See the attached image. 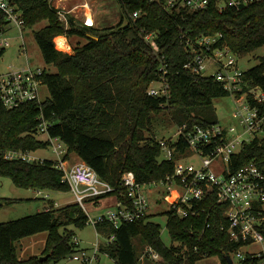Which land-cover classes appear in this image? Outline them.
Here are the masks:
<instances>
[{
  "label": "trees",
  "instance_id": "obj_1",
  "mask_svg": "<svg viewBox=\"0 0 264 264\" xmlns=\"http://www.w3.org/2000/svg\"><path fill=\"white\" fill-rule=\"evenodd\" d=\"M12 1L22 12L25 29L46 22L33 37L44 63L55 71L43 68L41 80L49 96L40 104L32 102L7 110L0 102V151L46 148L49 142L36 137L43 120L47 135L59 138L67 147L65 159L75 153L114 188H119L121 174L126 171L133 172L140 184L173 173L176 156L164 160L158 141L145 134L150 131L153 115L166 111L177 127L186 125L188 129L218 123L212 101L229 93L214 77L185 68L193 59L187 40L218 34L214 46L226 45L237 58L264 46V1L239 11L227 8L218 12L212 1L202 10L168 13L151 0H118L120 20L104 29L84 26L69 15L64 25L47 0ZM134 12L138 17H131ZM5 25L0 16V29ZM148 34L152 35L149 42L145 40ZM56 36L84 38L86 43L68 54L55 48ZM3 53L1 49L0 56ZM256 60V65L242 71V92L259 88L264 95V54ZM162 65L168 96H151L148 88L161 80ZM248 99L253 102L250 96ZM178 144L184 148L185 141L180 138ZM262 156L264 138L255 139L233 159L231 168ZM1 177L10 178L19 188L69 192L63 171L53 160L9 161L0 154ZM103 198L89 201L98 203ZM15 201L0 199V209ZM215 201L214 196L200 203L210 209L209 217L208 211L188 218L167 211L170 246L162 242L160 226L151 221L150 215L123 223L117 230L109 223H98L96 231L105 236L115 233L116 240L103 250L116 264H138L139 254L133 243L137 237L142 246L159 253L163 264H196L203 257L213 256L226 264L225 258L240 244L229 241L223 207ZM87 221L86 213L74 203L0 223V264H46L65 258L76 251L74 233L65 228H84ZM41 232H47L42 252L47 259L19 260L16 242ZM240 264H256V260L246 256Z\"/></svg>",
  "mask_w": 264,
  "mask_h": 264
},
{
  "label": "built area",
  "instance_id": "obj_2",
  "mask_svg": "<svg viewBox=\"0 0 264 264\" xmlns=\"http://www.w3.org/2000/svg\"><path fill=\"white\" fill-rule=\"evenodd\" d=\"M57 3L62 2L63 0ZM158 3L168 13L187 9L197 11L205 9L213 1L218 12L227 8L236 11L247 8L264 0H151ZM58 19L67 25V15L80 9V23L87 27L94 26L91 7L87 0L67 12L56 7ZM134 12L131 17H138ZM0 16L6 25L0 29V50L10 46V39L4 35L11 27L20 32V51L27 57V48L23 37L25 29L22 12L12 0H0ZM74 19V18H73ZM76 19V18H75ZM220 36H199L186 41L187 48L193 54V59L185 68L200 76H212L221 83L232 96L235 109L232 118L236 126L223 127L219 123L201 127L186 125L177 127L173 139L157 140L161 146V156L164 160H172L173 173L159 181L140 184L134 173L126 171L121 174L119 188H114L101 180L96 172L84 161H76L70 168L65 166L67 147L59 138L47 135L46 123L42 120L38 125V134H43L56 154L57 167L63 171V179L69 185V191L86 213L83 203L96 198H113V207L96 219L89 216V223L95 228L98 223H109L117 230L123 223H134L148 215L149 196L155 194L156 202L165 199L169 209L178 218L198 217L210 209L200 206V203L215 196V202L223 207V216L227 221L226 232L232 243L240 247L231 253L232 264H240L246 256L256 260V264H264V156L253 159L236 169L231 168L233 159L242 149L255 139L264 138V95L259 88H251L242 92L243 73L237 66V56L230 52L226 45L214 46ZM151 34L145 36L149 42ZM165 67L160 66L161 80L150 84L148 94L151 96H168V85L165 80ZM212 68V74H207ZM43 68H33L26 59V65L12 67L0 75V102L11 110L23 104L36 102L40 104L41 80ZM157 84V86H156ZM248 96L251 97L252 103ZM185 141L184 148L179 146V140ZM179 147H178V146ZM193 154L199 159L198 165H193L180 158ZM5 160H22L34 162L38 160L33 152L6 151L1 152ZM94 203L93 201H91ZM87 215V213H86ZM88 222V221H87ZM209 228V224H206ZM223 228V227H222ZM97 234H100L97 232ZM116 240L115 233L106 236V242H96L90 249H80L79 240L75 237L72 242L76 251L69 257L81 264H98L99 255L106 254L103 250ZM255 247L253 249H249ZM248 249V251H244ZM159 253L148 245H144L138 255V264L160 263Z\"/></svg>",
  "mask_w": 264,
  "mask_h": 264
},
{
  "label": "rangeland",
  "instance_id": "obj_3",
  "mask_svg": "<svg viewBox=\"0 0 264 264\" xmlns=\"http://www.w3.org/2000/svg\"><path fill=\"white\" fill-rule=\"evenodd\" d=\"M51 3V6L57 11L56 7H59L64 12L69 11L76 5H78L82 0H63L60 3H57L56 0H47ZM92 11V16L94 19V28L104 29L117 25L121 17V8L118 0H87ZM81 10L77 9L74 13H70L69 16H80ZM83 14V12H82ZM81 14V16H82ZM78 23H80V17H72ZM76 18V19H75ZM62 22V21H60ZM63 23V22H62ZM46 24L45 21L40 22L33 28H26L23 30V37L25 40L27 48V57L28 63L33 68H45L50 72H54L55 69L52 66H47L41 56V53L36 45V42L33 37V32L44 27ZM64 24V23H63ZM65 25V24H64ZM10 39V46L4 50L2 56H0V75L6 73L12 67H22L26 65L27 57L24 56L20 51V32L17 28L11 27L9 32L4 35ZM58 37H64L67 40V49L60 50L62 52L73 54L74 49L77 46L84 45L86 40L84 38L70 37L66 38L65 36H56L53 39L55 44V39ZM56 47V45H55ZM264 54V46L257 49L256 51L247 54L244 57L237 58V66L241 71L249 69L250 67L256 65V57ZM213 69L210 68L207 71V74H212ZM157 86V84H156ZM41 100L46 99L49 96L46 86H42L40 90ZM212 105L215 109V114L218 120V123L223 126H236L237 122L232 118V112L235 109V103L232 96L228 95L226 97H220L213 99ZM177 132L176 124L170 119L166 111H162L158 115L152 116V125L150 131L145 133L154 137L156 140L160 139H173L175 133ZM38 139L45 140L46 136L43 134H38L36 136ZM63 143V142H61ZM63 147H66L65 144H62ZM35 158L38 159H48L56 161L57 156L53 152L52 145L49 144L44 149H38L32 154ZM181 161L188 162L193 165H198L199 159L195 158L193 154L185 158H180ZM79 158L73 152L69 153L68 158L65 160V166L70 168ZM40 194L37 193L35 189H24L19 188L13 184L10 178L1 177L0 178V199H10L16 200L14 203H11L2 209H0V223L8 222L11 220H16L25 216L33 215L37 212L47 210L50 207L61 208L67 205L74 204V197L71 192H61V191H52V190H40ZM154 193L149 196V211L150 219L152 222L157 223L160 226L161 240L166 246L171 245L170 237L166 228V215L165 213L169 209V204L165 199H162L160 203H157L154 197ZM83 207L89 216L92 219H96L101 215H104L107 210L113 207V198H103L98 201V203H92L90 201H85ZM68 231L74 233V237L79 240L80 249H90L92 245L96 242L104 243L106 242V236L102 234H97L96 228L88 222L84 228H76L72 225H69L65 228ZM47 237V232H41L34 235H30L22 238L17 241L16 246V256L19 260H26L30 257L40 258L45 247V240ZM134 246L140 254L142 250V242L139 237L133 240ZM176 245V244H174ZM142 246V247H141ZM251 247L249 249H253ZM248 251V249H244ZM46 264H81L79 261H75L67 255L65 258H62L58 261H49ZM98 264H116V262L111 259L106 254L99 255ZM153 264V263H148ZM163 264L162 261L160 263ZM196 264H220L218 257H203Z\"/></svg>",
  "mask_w": 264,
  "mask_h": 264
},
{
  "label": "bare ground",
  "instance_id": "obj_4",
  "mask_svg": "<svg viewBox=\"0 0 264 264\" xmlns=\"http://www.w3.org/2000/svg\"><path fill=\"white\" fill-rule=\"evenodd\" d=\"M67 40L63 37H59V38H56L55 39V45L57 49H60V50H65V48L67 49Z\"/></svg>",
  "mask_w": 264,
  "mask_h": 264
},
{
  "label": "water",
  "instance_id": "obj_5",
  "mask_svg": "<svg viewBox=\"0 0 264 264\" xmlns=\"http://www.w3.org/2000/svg\"><path fill=\"white\" fill-rule=\"evenodd\" d=\"M87 37H88L89 39L97 40L96 37L91 36V35H87ZM46 259H47V256H41V257L39 258L40 261H44V260H46ZM225 259H226V264H232V260H231L230 257L227 256Z\"/></svg>",
  "mask_w": 264,
  "mask_h": 264
},
{
  "label": "crops",
  "instance_id": "obj_6",
  "mask_svg": "<svg viewBox=\"0 0 264 264\" xmlns=\"http://www.w3.org/2000/svg\"><path fill=\"white\" fill-rule=\"evenodd\" d=\"M57 2H59V1H57ZM58 38H59V37H58ZM63 38H64V37H63ZM37 193L40 194L41 192H40V191H37Z\"/></svg>",
  "mask_w": 264,
  "mask_h": 264
}]
</instances>
